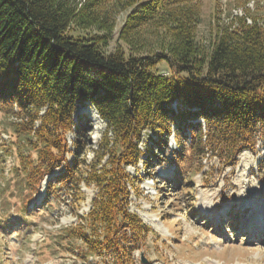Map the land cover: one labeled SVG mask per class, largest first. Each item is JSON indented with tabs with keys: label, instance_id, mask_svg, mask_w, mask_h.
Here are the masks:
<instances>
[{
	"label": "trees",
	"instance_id": "1",
	"mask_svg": "<svg viewBox=\"0 0 264 264\" xmlns=\"http://www.w3.org/2000/svg\"><path fill=\"white\" fill-rule=\"evenodd\" d=\"M103 1L0 0V111L18 120L29 188L37 191L61 166L47 195L66 191L81 205L82 182L97 188L89 212L61 230L66 249L86 262L139 264L134 252L157 232L129 208L139 183L126 167L143 160L149 169L140 147L146 132H156L159 148L173 136L179 172H202L211 158L234 166L264 143V16L217 18L205 50L193 34L201 0H113L111 8L132 7L119 33L128 48L107 52L112 9L97 11ZM146 25L165 28L176 42L141 50L127 38ZM88 103L107 129L83 169L81 145L72 151L68 134L76 133L77 107Z\"/></svg>",
	"mask_w": 264,
	"mask_h": 264
},
{
	"label": "rangeland",
	"instance_id": "2",
	"mask_svg": "<svg viewBox=\"0 0 264 264\" xmlns=\"http://www.w3.org/2000/svg\"><path fill=\"white\" fill-rule=\"evenodd\" d=\"M112 1H103L97 9H112L108 25L113 33L107 52L119 45L128 48L119 33L132 13L129 5L111 8ZM195 10L202 20L193 34L210 50L208 40L218 26L217 18L225 23L229 13L247 16L248 21V16H264V2L201 0ZM127 40L152 52L176 42L165 28L154 25L133 31ZM160 67L168 73L164 64ZM16 119L0 111V264H101L97 258L86 262L68 251L61 232L78 222L76 213L89 212L96 186L82 182L86 200L81 205L66 191L47 195V182L61 172V166L44 178L37 191L29 188L22 167L27 150L15 132ZM74 119L77 137L69 133L68 141L72 151L76 141L81 145L79 160L86 161V169L107 122L90 103L79 105ZM156 138V132L148 131L140 143L149 169L143 160L126 167L139 183L138 191H131L130 210L144 221L145 216L156 215L168 230L160 232L148 223L157 233L150 234L134 252L139 264H264V228L256 225L264 218V143L259 141L255 151L240 153L234 166L211 158L204 160L202 172L195 166L179 172L173 162L177 147L173 136L161 148L152 142ZM74 157L72 152L68 154L69 161Z\"/></svg>",
	"mask_w": 264,
	"mask_h": 264
},
{
	"label": "bare ground",
	"instance_id": "3",
	"mask_svg": "<svg viewBox=\"0 0 264 264\" xmlns=\"http://www.w3.org/2000/svg\"><path fill=\"white\" fill-rule=\"evenodd\" d=\"M144 219L147 223H149L151 226H153L158 231H160V232L168 231L166 226L161 222V220L156 215H152L151 217L145 216Z\"/></svg>",
	"mask_w": 264,
	"mask_h": 264
}]
</instances>
